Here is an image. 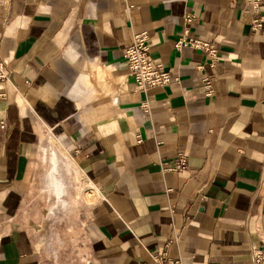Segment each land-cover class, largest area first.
<instances>
[{"label":"crops","instance_id":"1","mask_svg":"<svg viewBox=\"0 0 264 264\" xmlns=\"http://www.w3.org/2000/svg\"><path fill=\"white\" fill-rule=\"evenodd\" d=\"M143 32L172 79L144 92ZM0 68V264H47L25 215L65 168L42 137L90 190L86 264H264V0H0Z\"/></svg>","mask_w":264,"mask_h":264},{"label":"rangeland","instance_id":"2","mask_svg":"<svg viewBox=\"0 0 264 264\" xmlns=\"http://www.w3.org/2000/svg\"><path fill=\"white\" fill-rule=\"evenodd\" d=\"M50 140L52 139L48 137L41 138V145H44L47 151L45 170L51 168V151L49 149L51 147L53 151L57 152L65 168L61 175L56 176L63 190L58 197L56 193L48 192L42 186L40 175L43 173V167L40 165L34 193L31 194L27 205L26 224L32 231L33 238L39 245L47 264H86V228L83 213L86 202L89 203L92 200L88 194L90 190L84 189L85 184L79 176L77 178L70 173L63 152V155L60 154L57 151L58 146L55 143V146L51 144ZM69 202L73 209L72 212Z\"/></svg>","mask_w":264,"mask_h":264},{"label":"built area","instance_id":"3","mask_svg":"<svg viewBox=\"0 0 264 264\" xmlns=\"http://www.w3.org/2000/svg\"><path fill=\"white\" fill-rule=\"evenodd\" d=\"M259 0H253L254 8L257 7ZM261 28L260 23L253 21L252 29ZM149 37L147 32L135 35L130 44L124 51L123 60L127 69V75L133 80L137 91H147L149 89H158L172 82L168 72L159 70L152 62L150 50L148 46ZM190 46L191 48L201 49L213 53L212 46L198 41L177 42L176 46ZM5 79V75L0 68V80ZM186 159L181 155L173 167L169 168L173 171L180 172L186 168ZM253 261L255 264H263V252L261 249L252 248ZM152 264H181L180 261L169 259L165 254L152 257Z\"/></svg>","mask_w":264,"mask_h":264}]
</instances>
